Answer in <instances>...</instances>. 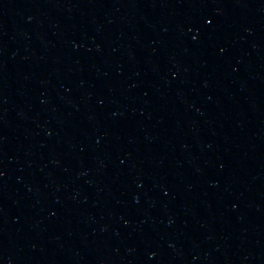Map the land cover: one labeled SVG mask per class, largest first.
<instances>
[{"label": "water", "instance_id": "95a60500", "mask_svg": "<svg viewBox=\"0 0 264 264\" xmlns=\"http://www.w3.org/2000/svg\"><path fill=\"white\" fill-rule=\"evenodd\" d=\"M0 264H264V0H33Z\"/></svg>", "mask_w": 264, "mask_h": 264}]
</instances>
